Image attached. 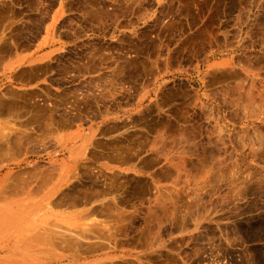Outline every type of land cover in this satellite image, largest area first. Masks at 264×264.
<instances>
[{
	"label": "rangeland",
	"instance_id": "obj_1",
	"mask_svg": "<svg viewBox=\"0 0 264 264\" xmlns=\"http://www.w3.org/2000/svg\"><path fill=\"white\" fill-rule=\"evenodd\" d=\"M6 1L0 264H264V0H204L207 43L221 52L194 79L204 100L197 124L176 133L115 125L119 112L103 119L101 82L78 76L74 52L55 63L24 51L56 0H27L23 13ZM103 92L107 109L135 95L111 84ZM75 236L99 240L98 251L82 253Z\"/></svg>",
	"mask_w": 264,
	"mask_h": 264
},
{
	"label": "crops",
	"instance_id": "obj_2",
	"mask_svg": "<svg viewBox=\"0 0 264 264\" xmlns=\"http://www.w3.org/2000/svg\"><path fill=\"white\" fill-rule=\"evenodd\" d=\"M26 2L9 0L6 5L22 12ZM205 8L204 0H56L47 10L43 33L24 51L55 63L74 52L84 67L78 76L101 82L103 119L119 112L124 121L115 125L176 133L182 126L197 124L190 122L199 116L204 100L194 79L209 55L221 52L219 42L207 43ZM207 47L214 48L207 53ZM193 61L197 69L189 68ZM106 84L113 91L128 87L135 95L125 106L107 109Z\"/></svg>",
	"mask_w": 264,
	"mask_h": 264
},
{
	"label": "bare ground",
	"instance_id": "obj_3",
	"mask_svg": "<svg viewBox=\"0 0 264 264\" xmlns=\"http://www.w3.org/2000/svg\"><path fill=\"white\" fill-rule=\"evenodd\" d=\"M206 55H207V54H206ZM203 56H204V55H203ZM130 63H131V62H130ZM136 64H137V63H136ZM147 64H148L149 66H151L152 63H151V64L147 63ZM153 64H154V63H153ZM144 65H145V64H144ZM146 66H147V65H146ZM147 67H148V66H147ZM152 67H153V66H152ZM230 67H231V66H230ZM149 68H150V67H149ZM231 68H232V67H231ZM144 69H145V68H144ZM146 70H148V69H146ZM146 70H145V71H146ZM223 70H224V69H223ZM223 70H222V71H223ZM230 70H231V69H229V71H230ZM235 70H236V69H235ZM149 71L151 72V68H150ZM216 71H217V70H216ZM226 71H228V69H227ZM231 72H232V71H231ZM146 73H147V72H146ZM229 73H230V72H229ZM147 74H148V73H147ZM151 75H153V74H151ZM225 75H226V74H225ZM228 75H229V74H228ZM226 76H227V75H226ZM152 78H154V77L152 76ZM152 80H153V79H152ZM66 194H68V193H66ZM67 196H68V195H67ZM61 197H63V195H62ZM70 198H72V197H70ZM72 200H73V199H72ZM70 201H71V200H70ZM55 202H56V201H54V203H55ZM56 204H57V202H56ZM35 207H36V206H35ZM33 209H34V208H33ZM31 210H32V209H31ZM34 210H35V209H34ZM34 210H33V211H34ZM19 212H20V211H19ZM76 213H77V212H76ZM21 214H22V213H21ZM79 214H81V213H79ZM79 214H78V215H79ZM25 215H26V214L23 213L22 216L25 218ZM27 215H28V214H27ZM75 215H76V214H75ZM18 216H19V214H18ZM22 216L20 215L21 218H22ZM82 216H83V215H82ZM31 217H32V216H31ZM31 217H30V218H31ZM77 217H78V216H77ZM79 217H81V216H79ZM83 218H84V217H83ZM83 218H81V219H83ZM77 219H78V218H77ZM34 220H35V219H34ZM85 221H87V220H85ZM82 222L84 223V221H82ZM82 222L80 221L81 224H82ZM87 222H88V221H87ZM87 222L84 223L82 226H85V225L87 226ZM80 223L78 224V225H79V228H81V227H80V226H81ZM88 223H90V222H88ZM25 224H26V223H25ZM28 224H29V223H28ZM88 225H89V224H88ZM42 226H43V225H42ZM86 226H85V227H86ZM89 226H90V227H91V226H95V225H94V222H93L92 225H89ZM89 226H88V228H89ZM47 227H49V229H50V226H46L45 229H46ZM60 227H61V226H60ZM56 228H57V227H56ZM61 228H63V227H61ZM86 228H87V227H86ZM31 229H32V228H31ZM41 229H42V228H41ZM74 229H75V228H74ZM77 229H78V228H77ZM91 229H92V228H91ZM29 230H30V229H29ZM52 230H53V229H52ZM80 230H81V229H80ZM82 230H83V229H82ZM84 230H85V232H86V229H84ZM76 231H77V234H78V230H76ZM76 231H75V232H76ZM87 231H88V230H87ZM90 231H93V229L90 230ZM47 232H48V231H47ZM80 232H81V231H80ZM83 232H84V231H83ZM28 233H29V232H28ZM51 233H53V232L51 231L50 234H51ZM88 233H89V232H88ZM26 234H27V233H26ZM40 234H41V232H40ZM42 234H43V233H42ZM48 234H49V233H48ZM77 234L74 233V235H77ZM37 235H38V237L41 236V235L39 236V234H38L37 232H35V233H34V237L37 236ZM43 235H45V233H44ZM80 235H81V234H79V236H80ZM88 235H90V234H88ZM88 235H87V237H88ZM99 235H100V234H99ZM26 236H27V235H25V238H26ZM29 236H30V235H29ZM31 236H33V235H31ZM31 236H30L29 238H32ZM63 236H64V235H62V237H63ZM79 236H78V238H79ZM81 236H85V238H87V237H86V233H85V235H81ZM91 236H92V235H91ZM34 237H33V239H34ZM46 237H47V235H46ZM48 237H49V236H48ZM52 237H54V236H52ZM75 237H76V236H75ZM95 237L98 238L99 236H95ZM95 237H93V238H95ZM76 238H77V237H76ZM78 238H77V240H76L75 238H73V239H74V241H78V240H81V239H82V238H81V239H78ZM97 238H96V239H97ZM102 238H104V236H103ZM33 239H32V240H33ZM35 239H37V238H35ZM39 239L41 240V239H43V238L40 237ZM39 239H37V240L40 241ZM55 239H56V238H55ZM83 239H84V237H83ZM83 239H82V242H83ZM98 239L101 240V238H98ZM30 240H31V239H30ZM32 240H31V241H32ZM53 240H54V239H53ZM68 240H69V239H68ZM93 240H94V239H93ZM27 241H28V240H27ZM38 241H37V242H38ZM41 241H42V240H41ZM41 241H40V242H41ZM43 241H44V240H43ZM48 241H49V240H48ZM72 241H73V240H72ZM87 241H88V240H87ZM97 241H98V243H99V240H96V241H95V244H96ZM33 242H35V241L33 240ZM45 242H47L46 238H45ZM85 242H86V241H85ZM85 242H84V243H85ZM19 243H20V242H19ZM22 243H23V242H22ZM24 243H26V242H24ZM47 243H48V242H47ZM50 243H51V241H49L48 244H50ZM63 243H64V241H63ZM79 243H80V241H78V245H79L80 247H83L84 244L82 243V245H81V243H80V244H79ZM87 243H88V242H87ZM87 243H86V245H84L85 248L82 249V253H84V254H90V253H95L96 251H98L97 249H94V248H93L95 244H92V243L87 244ZM39 244H42V243H39ZM44 244H45V243H44ZM24 245H25V244H24ZM50 245H52V243H51ZM30 246H31V247H34V246H36V245H30ZM30 246H29V247H30ZM26 247H27V249H28V246H26ZM20 248H22V247H20ZM97 248H99V247L97 246ZM104 248H105V247H104ZM15 249H17V248H15ZM24 249H26V248H24ZM30 249H31V248H29L28 250H30ZM100 249H101V247H100ZM100 249H99V250H100ZM36 250H37V249H36ZM40 250H41V249H40ZM45 250H46V249H44V251H45ZM47 250L49 251V249H47ZM94 251H95V252H94ZM21 252H22V251H21ZM24 253H25V252H24ZM125 254H126V253H125ZM23 255H24V254H23ZM31 255H32V254H31ZM31 255H30V257H31ZM70 255H71V256H70V257H67V259H68L69 262H73V263H74V262L77 263V261H79V259H80L81 256H82L80 250H79L78 252H74V253H72V254H70ZM121 255H122V254H121ZM131 255H132V254H131ZM132 256H133V255H132ZM138 256H139V255H138ZM138 256H137V258H138ZM61 257H62V256H61ZM135 257H136V256H135ZM21 258H22V257H21ZM31 258H32V257H31ZM52 258H55V257H52ZM119 258H120V257H119ZM121 258H122V256H121ZM48 259H49V258H48ZM122 259H123V258H122ZM127 259H128V258H126V260H127ZM139 259H140V257H139ZM29 260H30V259H29ZM34 260H35V259H34ZM59 260H60V259H59ZM110 260H111V259H110ZM120 260H121V259H120ZM31 261H32V260H31ZM139 261H140V260H139ZM21 262H22V260H21ZM50 262H51V261H50ZM112 262H113V261H112ZM112 262H111V264H112ZM108 263H109V262H108ZM21 264H22V263H21ZM31 264H32V263H31ZM66 264H67V263H66ZM68 264H70V263H68ZM80 264H91V262H82V263H80ZM97 264H98V263H97ZM101 264H102V263H101ZM105 264H106V263H105ZM109 264H110V263H109ZM114 264H115V263H114ZM116 264H117V263H116ZM141 264H142V263H141Z\"/></svg>",
	"mask_w": 264,
	"mask_h": 264
}]
</instances>
